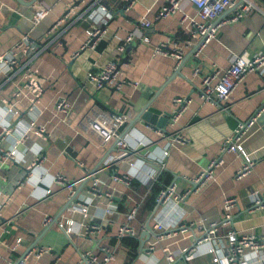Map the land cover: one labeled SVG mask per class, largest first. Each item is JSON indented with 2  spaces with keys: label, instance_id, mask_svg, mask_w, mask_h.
Wrapping results in <instances>:
<instances>
[{
  "label": "crops",
  "instance_id": "obj_1",
  "mask_svg": "<svg viewBox=\"0 0 264 264\" xmlns=\"http://www.w3.org/2000/svg\"><path fill=\"white\" fill-rule=\"evenodd\" d=\"M23 1L0 0V56L4 57L0 59V264H12L36 246L50 250L39 256L30 254L26 258L28 264H74L78 249H94L100 243H107L115 250L114 258L107 264H163L164 254L158 246L152 256L142 254L153 236L152 231L146 228L148 233L143 237L131 236L134 240L130 242L124 239L126 236L115 235V226L123 219L124 212L134 206L137 212L131 226L135 230L142 225L152 226L149 217L161 212L160 207L154 206L160 188L171 182H175L178 190L190 186L188 179L218 155L221 140L232 132L236 123L247 119L264 103L261 71L246 73L226 99L201 101L197 96L200 77L212 66L223 69L232 55L250 57L264 49V0H252L257 8L234 22L222 23L216 38L198 58L186 48L183 62L177 67L173 57L153 52L154 46L167 37L175 36L182 41L181 37L187 33L180 12L154 19L163 0H138L127 11L123 10L121 0ZM96 4H106L112 10L107 32L94 50L83 49L73 56L87 35L96 29L94 17L86 12ZM183 8L190 15L196 13L188 2ZM230 12V8L225 10L220 18ZM142 15L154 19L152 27L145 29L150 39H133L118 50V44L128 31L135 29L134 23ZM24 33L33 39L25 50L17 47ZM58 41L61 47L53 50ZM40 47L44 48L38 50ZM111 59L117 62L119 76L127 82L118 90L97 88L86 73L99 70ZM197 65L199 72L194 75L193 68ZM132 81L136 84L132 85ZM175 95H190L193 100L174 124L168 119L163 129L180 130L188 137L187 142L180 144L157 135L146 121L131 123L147 103L159 109L160 115L171 113ZM61 96L71 103L67 112L54 107ZM92 109L127 114L118 129L127 144L126 153L109 166L110 159L121 149L115 139L101 144L83 126L84 117ZM258 118L242 141L244 150L255 160L251 171L236 178L241 158L225 152L224 163L215 170L214 179L184 201L172 205L170 210L162 211L168 223L179 214L193 224L220 220L223 198L234 195L239 201L233 209L235 230L264 233V208L248 210L249 190L258 187L264 191V112ZM40 125L44 131L36 130ZM4 127L7 130L3 131ZM77 159L84 166L78 165ZM120 169L131 174L129 187L115 191V211L104 214L101 209L93 210V217L105 221L102 232L93 238L82 235L83 228L78 223L85 217L71 212L69 207L88 198L92 174L106 179L107 174ZM147 169L155 177L142 181ZM56 173L65 175L69 186L46 194ZM74 191L76 195L65 206ZM45 214L53 217L52 223L43 224ZM67 218L75 222L72 239L56 224V220ZM108 220L114 224H107ZM192 228L194 235L178 241L176 237L167 238L163 242L173 248L190 246L201 234L197 225ZM225 228L220 226L219 232ZM18 237L20 241L16 240ZM252 257L246 251L231 264H254ZM174 264L217 263L210 243L202 242L190 257L177 256Z\"/></svg>",
  "mask_w": 264,
  "mask_h": 264
},
{
  "label": "built area",
  "instance_id": "obj_2",
  "mask_svg": "<svg viewBox=\"0 0 264 264\" xmlns=\"http://www.w3.org/2000/svg\"><path fill=\"white\" fill-rule=\"evenodd\" d=\"M123 10L127 11L138 0H121ZM188 2L192 4L196 13L194 15L188 14L183 4ZM231 9V12L223 18L221 14ZM252 8H257V5L252 0H163V3L158 7L154 13V19L163 18L177 12L181 13V24L187 32V37L180 41L175 36H169L166 40L157 43L153 52L168 55L175 60L177 67L183 59L186 48L190 50L191 55L198 58L206 47V45L216 38L219 27L224 22H234ZM86 12L94 17L97 26L95 31L91 32L82 41L79 48L73 52L76 56L81 50L88 49L94 50L96 45L103 39L108 29V23L113 16L112 10L106 4H96L86 9ZM154 19H150L145 15L140 16L135 21V29L128 31L123 37V41L118 44L117 49L122 50L125 44L130 43L133 39L148 41L150 35L147 28L152 27ZM28 43H33V39L24 33L20 41L17 42V47L26 49ZM61 42L58 41L53 50L59 49ZM40 47L38 50L43 49ZM46 48V46H45ZM37 50V51H38ZM3 55L0 59L3 60ZM250 71H261L264 73V49L256 51L250 57H244L241 54L232 55L228 66L220 69L212 66L207 72L203 73L197 87V96L201 101H215L216 99H226L236 85L243 79L246 73ZM199 72V66L193 68V74ZM86 76L89 80L93 81L97 88L110 87L120 89L127 81L119 76L117 62L114 59L108 60L106 64L99 70H88ZM264 80V75H263ZM135 85V82H130ZM193 98L190 95H175L171 100L172 110L169 117V122L174 124L185 109L192 102ZM71 103L66 97L61 96L55 103V109L60 112H67ZM264 112V103L261 104L247 119L238 121L233 128L232 132L226 135L220 142L218 155L212 158L207 166L201 170L197 175L191 177L189 180L190 186L183 190L176 188L175 182L164 185L160 188L154 199V206L160 207L161 212L156 216L149 217L152 220L153 236L148 241V244L143 250L142 254L145 257L153 255V251L160 248L164 254L163 264H174L177 256L182 258L190 257L196 250V245L202 242L210 243V250L213 253V259L217 264H231L235 263L239 258L249 251L253 255L254 264H264V233L254 234L237 232L233 227V209L239 205L238 197L234 195L225 196L222 200V216L220 220L200 221L193 224V221L185 220L181 214L167 222L165 217L161 214L165 209L170 210L172 205L184 201L191 193L197 192L207 182L214 179L215 170L221 167L224 163L223 154L225 152H233L239 155L241 163L235 171V177L241 178L248 174L255 160L243 148L242 141L248 131L252 128L258 117ZM127 119V114L121 111H107L92 109L90 114L84 117L83 126L92 132L101 144H104L111 139H115L116 145L121 149L120 152L115 154L110 160L111 165L115 159L121 157L124 153L126 142L119 136V127ZM155 133L161 137H166L171 141L183 144L187 142L188 137L180 130L168 132L160 127H152L148 124ZM7 130L4 127L3 131ZM37 131H44V126L40 125L36 128ZM3 133L1 132V135ZM169 142L171 143V141ZM167 150H163V154H167ZM77 164L84 166L83 162L79 159L76 160ZM106 179H102V175L92 174L88 183V198L83 201H76L69 207L71 212H77L85 217L83 222L78 225L83 228L82 235L89 237H96L103 230V221L97 220L93 217L94 209H101L104 214L115 211L113 197L115 191L122 192L123 189L129 187L132 176L125 170L120 169L107 174ZM104 177V178H105ZM155 177L154 172L149 169L144 171L141 178L142 181L151 180ZM69 186V181L65 175L56 173L49 188L46 189V194L52 192L58 187ZM248 196L250 197V205L248 210L253 211L256 209L264 208V191L258 187H253L249 190ZM137 207H131L124 212V217L115 226V235L119 238L125 236L140 237L141 233L146 229L144 225L139 230H135L130 221L135 217ZM68 219V220H67ZM64 221L56 220L59 228L63 229L69 239L74 237L73 232H76L74 227V220L67 218ZM11 220V219H10ZM53 222V217L49 214L43 216V224L48 225ZM107 224H114L113 221H106ZM197 225L201 229L200 236L190 246L171 247L170 243L163 242L167 238L176 237L175 241L184 239L193 234V226ZM220 226H226L224 231L219 232ZM20 241V237L16 239ZM50 250L49 247L36 246L25 252V254L18 258L12 264H28L26 258L30 254L39 256L43 251ZM115 256L114 248L107 243H100L94 249H78V259L74 264H107Z\"/></svg>",
  "mask_w": 264,
  "mask_h": 264
},
{
  "label": "water",
  "instance_id": "obj_3",
  "mask_svg": "<svg viewBox=\"0 0 264 264\" xmlns=\"http://www.w3.org/2000/svg\"><path fill=\"white\" fill-rule=\"evenodd\" d=\"M22 2H24L23 0H20ZM34 0H30L28 1L27 3H31L33 2ZM183 62V59L181 60V62L179 63V65ZM161 111L155 107H153L152 105H150L149 103L145 104L143 107H141L138 112L135 114V117L132 119V122H135L136 120H143V121H146L147 123L149 124H155L157 125V127H160V128H163L164 127V124L165 122L168 121V116H170V113H167L166 115H160ZM259 119V118H258ZM76 195V191H74V193H72L71 197L68 198L65 206L68 205V203L73 199V197ZM64 206V207H65ZM146 228L150 231V226H146ZM148 230H144L142 233H141V237L144 236L145 233H148ZM37 245V244H35ZM31 249V248H30ZM29 249V250H30ZM28 251V250H27ZM26 251V252H27ZM25 254V253H24ZM23 254V255H24ZM22 255V256H23ZM21 256V257H22Z\"/></svg>",
  "mask_w": 264,
  "mask_h": 264
},
{
  "label": "trees",
  "instance_id": "obj_4",
  "mask_svg": "<svg viewBox=\"0 0 264 264\" xmlns=\"http://www.w3.org/2000/svg\"><path fill=\"white\" fill-rule=\"evenodd\" d=\"M184 36H185L184 38H186L187 37V33ZM184 38L181 37V39H184ZM124 239H127V241H130V242H131V240H134V238L131 237V236H126Z\"/></svg>",
  "mask_w": 264,
  "mask_h": 264
}]
</instances>
